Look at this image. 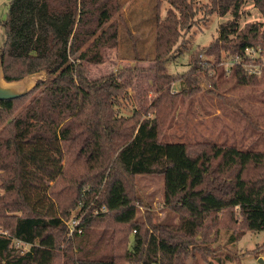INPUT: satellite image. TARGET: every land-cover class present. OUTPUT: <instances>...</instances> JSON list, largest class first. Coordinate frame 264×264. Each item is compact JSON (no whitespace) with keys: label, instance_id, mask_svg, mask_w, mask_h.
<instances>
[{"label":"trees","instance_id":"16d2710c","mask_svg":"<svg viewBox=\"0 0 264 264\" xmlns=\"http://www.w3.org/2000/svg\"><path fill=\"white\" fill-rule=\"evenodd\" d=\"M163 1L170 7L162 17ZM248 1L264 17V0H211L210 12L232 18L204 51L218 58L222 48L242 55L248 46L264 47V25L239 28ZM124 5L10 1L0 45L5 78L46 69L47 79L24 96L0 100V264H185L195 250L205 259L213 254L221 229L264 230V149L162 142L191 84L190 73L182 75L181 90L172 93L166 63L195 22L193 0H157L152 59L158 95L145 112L119 110L129 96L121 75L88 78L87 63L104 62L105 50L119 45L121 27L136 39ZM233 73L241 84H264V69L260 79L240 66ZM139 174L164 175V205L178 221L155 222L150 209L138 217ZM79 206L78 217L93 211L74 232L75 253L71 243L58 244Z\"/></svg>","mask_w":264,"mask_h":264},{"label":"rangeland","instance_id":"374dc122","mask_svg":"<svg viewBox=\"0 0 264 264\" xmlns=\"http://www.w3.org/2000/svg\"><path fill=\"white\" fill-rule=\"evenodd\" d=\"M10 1L0 0V45L5 36L2 22L7 17ZM122 1L125 4L124 13L136 39H131L126 29L121 27L118 47L105 50L104 62L87 63L86 73L89 79L121 75L122 81L127 84L129 96L122 102L119 110L130 114L133 109L138 108L145 112L158 95L156 61L152 59L155 54L157 0ZM193 2L198 9L195 22L189 30L184 31L166 63L167 72L175 81L171 85L172 93H179L181 90L177 79L182 75L186 78L187 73H190L191 84L186 90L187 94L179 96V105L162 142H217L233 145L241 150H263L264 84H241L233 69L240 66L247 75L260 79L264 69V47L254 45L262 47L263 51L260 54H244L242 57H237L238 54L224 48L219 50L218 58L207 53L203 49L216 40L220 24L231 19L232 15L210 12L211 0ZM169 7V2L163 1L162 17ZM238 23L241 29L249 23L264 25V17L254 2L248 1L241 8ZM235 59L244 61L235 65ZM135 183L143 200V203L138 204L139 218L150 209L155 222L178 221L177 214L164 205L163 174H139L135 177ZM78 211L80 206L71 210L68 223ZM91 211L93 209L88 207L81 216L90 214ZM68 228L69 231L58 248L64 249L71 243L76 253L78 239L75 233L70 234V227ZM236 234L232 230L221 229L218 239L211 243L213 254L205 259L200 250H195L194 256L185 264H221V260L222 264H264V230ZM121 264L135 263L125 261Z\"/></svg>","mask_w":264,"mask_h":264},{"label":"water","instance_id":"95a60500","mask_svg":"<svg viewBox=\"0 0 264 264\" xmlns=\"http://www.w3.org/2000/svg\"><path fill=\"white\" fill-rule=\"evenodd\" d=\"M47 79V70L28 73L17 80L8 81L4 75L3 63L0 57V100L15 99L28 94L38 81ZM262 261V259H261Z\"/></svg>","mask_w":264,"mask_h":264},{"label":"built area","instance_id":"2783aa9c","mask_svg":"<svg viewBox=\"0 0 264 264\" xmlns=\"http://www.w3.org/2000/svg\"><path fill=\"white\" fill-rule=\"evenodd\" d=\"M262 51H263L262 47L248 46L244 49L243 54L242 55L238 54L237 57H242V56H244V54L250 55L251 53L260 54ZM243 61H244V59H235L234 64L240 65ZM252 71H254V70H252ZM254 72H256V71H254ZM103 210H105V207H103ZM81 218H82V216L78 217L76 214V216L74 217V219L70 223L67 222L68 227H70V234L71 235L74 234L75 230L77 229V226L80 224ZM79 231H81V230L79 229ZM0 233H4L1 228H0Z\"/></svg>","mask_w":264,"mask_h":264}]
</instances>
